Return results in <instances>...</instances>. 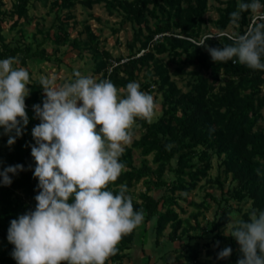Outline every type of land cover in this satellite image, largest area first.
I'll return each mask as SVG.
<instances>
[{
  "label": "trees",
  "instance_id": "16d2710c",
  "mask_svg": "<svg viewBox=\"0 0 264 264\" xmlns=\"http://www.w3.org/2000/svg\"><path fill=\"white\" fill-rule=\"evenodd\" d=\"M31 1L17 0L7 11L2 9L3 0H0V12L4 15L1 20L14 18L11 28H18L11 39L0 22V60L17 57L20 65H27L33 58L50 61L55 53L48 54L41 47L49 39L57 45V51L66 44L80 53L89 50L96 61L94 70L101 74L99 81L110 79L120 92L128 83L138 81L141 91L161 94V116L151 123L136 118L142 131L140 137L124 146L119 159L125 168L107 190L115 195L119 185H127L134 211L142 209L145 222L156 221L158 243L169 226L171 240L189 237L184 251L177 256V260L184 259L179 264H236L239 246L234 238L225 235L227 223L236 210L242 212L240 219L243 220H248L252 209L264 211V71L232 61L216 64L204 47L197 46L208 37H213L205 42L211 47L231 44L229 37L243 34L249 26L260 22L257 15L243 13L237 24L238 32L230 33L227 31L231 24L229 14L236 9L238 0H216L219 5L215 19L206 17L210 0H41L49 5L50 13L56 12L57 22L49 29L37 24V31L44 33L45 39L35 49L33 40L37 32L32 33L30 40L25 27L34 19L29 13ZM78 3L88 8L104 3L109 14L118 13L123 23L131 22L135 26L126 55L114 58L102 48L100 36L89 23H85L86 38L81 37L83 32L77 37L71 36L70 20ZM208 22L217 31L209 29ZM222 32L227 34L219 35ZM142 72L144 81L139 80ZM176 77L187 79L186 90ZM43 96L40 82L35 80L25 98L28 124L22 125L23 134L11 147L0 127V171L9 165L24 166V171L9 174L11 185L0 184V237L3 239H7L11 220L36 207L38 179L33 178L36 165L29 145L35 143L32 129L40 123L34 118L33 105L42 104ZM166 145L171 146L170 150H166ZM136 149L143 154L140 164L135 162ZM149 155L152 163L147 158ZM215 156L220 158L221 173L212 179L209 174ZM203 179L209 184L218 183L221 196L206 192L202 203L193 202L198 208L192 214L195 224L189 220L186 223L174 205L179 204L180 198L186 200L187 194L197 189ZM228 180L230 184L225 189ZM141 181L146 191L140 193L141 201H138L131 189ZM153 190L162 194L151 193ZM178 191L186 193L176 194ZM211 199L217 200L219 207L216 217L204 227L200 216L210 208ZM232 200L237 201L238 207L233 206ZM247 203L250 206L243 211L242 206ZM146 231L143 232L145 240ZM137 234L138 227L124 236L117 245L116 255L108 257L105 264H124ZM204 238L209 240L201 241ZM216 241L219 247L215 246ZM225 247L232 248L231 256L218 260L217 253ZM13 248L8 239L0 246V264H17L11 256Z\"/></svg>",
  "mask_w": 264,
  "mask_h": 264
},
{
  "label": "clouds",
  "instance_id": "9594fccd",
  "mask_svg": "<svg viewBox=\"0 0 264 264\" xmlns=\"http://www.w3.org/2000/svg\"><path fill=\"white\" fill-rule=\"evenodd\" d=\"M245 12L260 22L229 37L231 44L211 47L205 42L213 37H208L197 47H204L216 64L232 61L264 71V3L238 0L230 23L237 25ZM18 63L17 57L0 60V127L9 136V147L28 124L25 98L31 83L25 68L13 67ZM72 75L74 79L62 84L55 77L39 81L44 96L33 112L40 123L33 127L35 143L29 145L36 165L33 178L38 179L37 203L34 211L10 221L7 235L17 264H105L116 255L121 239L144 220L142 209L134 211L126 184L115 195L107 189L125 168L119 158L132 142L136 118L152 122L154 98L135 81L121 95L110 79L97 82L78 70ZM21 171V164L3 168L0 184L11 185L9 174ZM225 235L239 246L236 264H264V211L252 209L248 220L229 221ZM232 251L225 247L216 258L227 259Z\"/></svg>",
  "mask_w": 264,
  "mask_h": 264
},
{
  "label": "rangeland",
  "instance_id": "374dc122",
  "mask_svg": "<svg viewBox=\"0 0 264 264\" xmlns=\"http://www.w3.org/2000/svg\"><path fill=\"white\" fill-rule=\"evenodd\" d=\"M17 0H3V10L9 11L14 2ZM209 11L206 13L208 18H217L218 11L217 6L219 2L216 0L209 1ZM49 5L43 4L41 0H32L30 3L29 13L31 16H34L33 21L30 24L25 25L27 32L29 33L30 40H32V33L37 32L36 39L34 41V48H37V44L45 39L44 33L37 31V24L39 27L44 29H49L56 21V12H49ZM64 11L63 13H65ZM73 13L75 14L74 18L70 20L71 25L69 26V31L72 37H77L80 33L83 32L81 37L86 38L85 32V23H89L96 33L100 36L101 47L110 51L113 57L119 55H126L128 53V42L131 41L134 37L135 26L131 22L123 23L122 16L118 13L111 15L106 9L105 4H96L93 7H86L81 3H78L73 8ZM3 13L0 12V22L4 28L5 34L8 38H13L18 31V28H11V25L14 22V18L6 17L4 20H1ZM21 21H24L23 19ZM209 29L217 31L213 28L212 23L208 22ZM227 31L230 33L238 32V26L233 25L232 23L227 28ZM29 40V39H28ZM41 47H45L48 51V54H53V58L50 61L39 60L38 58L30 59L27 65L14 64L15 68H25L29 72L30 83L27 85L28 89L31 90V87L35 80H39L42 76L46 77H55L57 84H62L65 81H71L74 79L73 72L78 70L83 76H91L97 82L101 77L100 73L95 72L96 61L93 57V54L89 50H84L80 53V50L73 48V46L66 44L63 45L58 51L56 50L57 45L52 40H45ZM60 60H57V58ZM191 69V68H188ZM143 72L141 73L140 81H144ZM178 84L187 89L186 82L187 79L175 78ZM139 83L138 81H135ZM124 91L121 89L120 94ZM148 94H151L155 101L154 116L152 120H157L162 113V96L161 94L156 93L152 90H144ZM123 95V94H121ZM264 113V110H263ZM264 122V120H263ZM131 132L133 134V139L139 138L141 134L140 124L135 121ZM12 135V133H11ZM9 138L8 135H6ZM132 143V142H131ZM2 144V135L0 132V145ZM134 157L136 164H140L143 154L140 150L134 151ZM150 163H152V155L147 156ZM220 158L215 156L213 158V168L210 170L209 176L212 179H215L221 169L219 167ZM176 163V160H174ZM169 176L173 177V173H169ZM230 180L226 181L225 189H228ZM146 191V186L143 181L136 184L132 189L131 193L134 197L141 201L140 193ZM206 192H211L217 197L221 196V189L218 186V183H206V179H203L200 183V186L187 194V199L180 198L178 200L179 204H175V208L179 211L180 216L186 220H189L192 224H195V218L193 217V212L197 211L198 208L193 202L202 203L205 197ZM151 193L156 195H161L162 192L159 190H153ZM186 193L184 191H178L176 194ZM211 205L208 210L204 211V215L200 216L201 225L206 226L216 217V211L218 210L219 203L217 200L211 199ZM231 203L234 207H238L237 201L232 200ZM250 206V203H247L242 206L243 211H246ZM242 212L236 210L232 215V220L240 219ZM156 221L152 220L145 222L143 220L142 224L138 226V234L132 245V248L128 251L129 256L125 259L124 264H179L184 262V259L177 260L179 253L183 252L185 249L186 242L189 240V237L184 236L177 240H171L169 234L172 230V227H168L165 230V234L157 241V234L155 231ZM226 228V227H225ZM147 230V231H146ZM147 232V240L143 232ZM194 233V232H192ZM7 239L0 237V246L5 244ZM209 239H202L201 241L206 242Z\"/></svg>",
  "mask_w": 264,
  "mask_h": 264
},
{
  "label": "built area",
  "instance_id": "2783aa9c",
  "mask_svg": "<svg viewBox=\"0 0 264 264\" xmlns=\"http://www.w3.org/2000/svg\"><path fill=\"white\" fill-rule=\"evenodd\" d=\"M258 17V16H257ZM222 34H227L226 32H222V33H220L219 35H222ZM218 36V35H217ZM117 63L115 62V65H116Z\"/></svg>",
  "mask_w": 264,
  "mask_h": 264
}]
</instances>
